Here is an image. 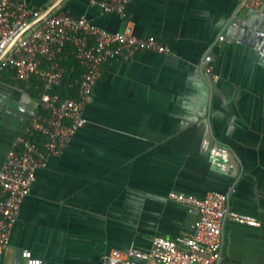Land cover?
Listing matches in <instances>:
<instances>
[{
  "label": "crops",
  "instance_id": "crops-1",
  "mask_svg": "<svg viewBox=\"0 0 264 264\" xmlns=\"http://www.w3.org/2000/svg\"><path fill=\"white\" fill-rule=\"evenodd\" d=\"M25 1L43 12L55 0ZM241 1L127 0L135 34L171 51L102 64L86 124L36 170L0 264H15L22 248L43 264H99L112 248L147 251L156 235L193 231L196 209L168 193L208 191L258 222L226 220L214 264H264V0L258 11ZM60 10L110 32L125 23L91 0H62L52 11ZM34 81L0 72V169L28 134Z\"/></svg>",
  "mask_w": 264,
  "mask_h": 264
},
{
  "label": "built area",
  "instance_id": "built-area-1",
  "mask_svg": "<svg viewBox=\"0 0 264 264\" xmlns=\"http://www.w3.org/2000/svg\"><path fill=\"white\" fill-rule=\"evenodd\" d=\"M127 0H91L102 11L125 20L121 29L110 32L94 25L85 16H73L67 10L52 11L29 26L3 53L12 40L40 11L25 0H0V71H13L17 79L40 82L37 108L28 134L18 136L7 151L0 169V257L9 249V234L23 198L30 192L37 169L45 166L49 155L61 153L87 119L84 107L91 100L101 66L109 60H128L138 51L167 54L168 42L154 36H139L126 20ZM263 0H242L240 8L259 10ZM223 40V35L218 36ZM69 49L80 68L76 83L66 88L74 95L62 96L56 90L63 85L66 72L60 61ZM201 70L213 80L211 66L201 62ZM40 139V140H39ZM168 198L196 209L193 231L172 238L156 235L147 251L130 247L112 248L99 264H214L220 258L222 228L226 220L251 226L257 220L229 210L227 196L208 191L202 197L170 192ZM15 264H43L29 249L18 252Z\"/></svg>",
  "mask_w": 264,
  "mask_h": 264
},
{
  "label": "trees",
  "instance_id": "trees-1",
  "mask_svg": "<svg viewBox=\"0 0 264 264\" xmlns=\"http://www.w3.org/2000/svg\"><path fill=\"white\" fill-rule=\"evenodd\" d=\"M60 61L65 66L66 72H65V76H64L63 85L59 88H56V90L58 92H60V94L64 97L72 96V95H74L73 89L66 88V84L69 82L76 83V81L79 77V74H80V68L75 63L69 49L64 50V53L61 54V56H60ZM0 72H2V71H0ZM12 74H14L13 71H12ZM31 79L35 80L34 83L40 91V82L36 79L35 76L31 77Z\"/></svg>",
  "mask_w": 264,
  "mask_h": 264
},
{
  "label": "water",
  "instance_id": "water-1",
  "mask_svg": "<svg viewBox=\"0 0 264 264\" xmlns=\"http://www.w3.org/2000/svg\"><path fill=\"white\" fill-rule=\"evenodd\" d=\"M61 1L62 0H55L48 8H46L43 12H41L38 17H36L35 19L31 20L30 23L25 28H23V30H21L20 33L12 40V42L8 45V47L6 48V50L3 53H5L9 49V47L11 46V44L17 39V37L23 31H25L29 26L33 25L35 22L39 21L45 15H47L48 13H50Z\"/></svg>",
  "mask_w": 264,
  "mask_h": 264
}]
</instances>
